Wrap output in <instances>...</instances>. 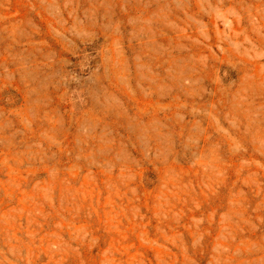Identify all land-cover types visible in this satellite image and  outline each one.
<instances>
[{
  "label": "rangeland",
  "instance_id": "374dc122",
  "mask_svg": "<svg viewBox=\"0 0 264 264\" xmlns=\"http://www.w3.org/2000/svg\"><path fill=\"white\" fill-rule=\"evenodd\" d=\"M0 264H264V0H0Z\"/></svg>",
  "mask_w": 264,
  "mask_h": 264
}]
</instances>
